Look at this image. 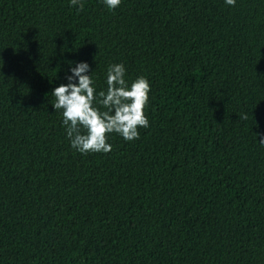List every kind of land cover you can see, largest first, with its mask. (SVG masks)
<instances>
[{
	"label": "trees",
	"instance_id": "1",
	"mask_svg": "<svg viewBox=\"0 0 264 264\" xmlns=\"http://www.w3.org/2000/svg\"><path fill=\"white\" fill-rule=\"evenodd\" d=\"M77 61L147 78L138 139L69 146ZM261 138L264 0H0V264H264Z\"/></svg>",
	"mask_w": 264,
	"mask_h": 264
},
{
	"label": "clouds",
	"instance_id": "2",
	"mask_svg": "<svg viewBox=\"0 0 264 264\" xmlns=\"http://www.w3.org/2000/svg\"><path fill=\"white\" fill-rule=\"evenodd\" d=\"M109 9H116L121 0H101ZM234 6L236 0H224ZM77 9L83 0H69ZM123 63L106 66L105 85L96 90L89 64L77 61L69 66L65 75L67 83L52 89L55 97L52 107L61 110L62 125L69 146L81 154L109 153L112 145L109 134L116 133L125 141L139 138L138 128L149 127L145 106L149 100L150 84L146 77L137 76L129 82L125 78ZM241 118H246L242 116ZM264 144V138L260 140Z\"/></svg>",
	"mask_w": 264,
	"mask_h": 264
}]
</instances>
